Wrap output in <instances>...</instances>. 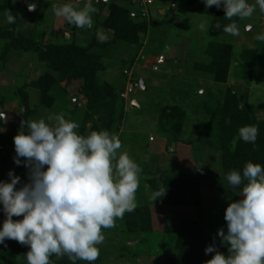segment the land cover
Here are the masks:
<instances>
[{"label":"rangeland","instance_id":"rangeland-1","mask_svg":"<svg viewBox=\"0 0 264 264\" xmlns=\"http://www.w3.org/2000/svg\"><path fill=\"white\" fill-rule=\"evenodd\" d=\"M8 2L17 15L16 28L20 34L42 40L45 44H60L67 40L85 48L90 46L92 53L101 56L103 64L97 79L113 85L117 91L123 89L120 94L116 91L124 101L125 113L116 133L122 143L119 151L127 152L142 169L135 209H148L150 229L148 232L129 233L123 224V216L117 218L114 227L102 229L105 239L97 245L100 254L92 264H166L177 255L176 235L167 228L179 226L187 220H196L208 238H213L221 227L226 230L225 210L230 201L242 197L239 191L229 192L222 182L221 154L215 145L216 131L204 116L198 97L201 95L203 102L212 106L231 90L239 97H246L256 117L264 119V40L256 38L264 34V13L257 7L251 17L239 20L237 34L230 35L211 32L209 18L187 11L184 1L176 5L174 0H153L144 19L149 23L162 20L169 23L157 28L148 27L138 45L129 47L112 42V32L98 27L95 11L91 13L92 28L76 27L55 15L54 9L63 4L73 3L83 8L85 0H38L35 11L27 8L31 0ZM117 2L137 14L135 18L141 16V0ZM249 2L254 4L255 0ZM92 7L98 9V5L92 4ZM170 8H175L173 20H170L173 15ZM201 23L205 24L203 30ZM0 25H8L4 14H0ZM210 41L232 47L233 56L224 83H216L211 76L196 70V65L208 61L205 49ZM3 43L4 40L0 41V52ZM247 49L257 52L252 68L254 76L251 77H245L238 64L240 54ZM44 67L31 54L12 52L5 61L0 60V98L5 104V130L0 136V181H8L7 173L11 170L21 178V183L27 182V169L13 161V137L20 129L21 99L17 90L26 78L35 79L41 75ZM126 69L131 72V81L125 79L124 82L123 71ZM137 80L143 83V88L139 84V90L130 86ZM80 85L79 79L66 84L63 88L65 94L58 92L53 108L38 110L29 120L44 119L51 123L50 116L63 114L66 119L79 124L78 109L82 107V101H73L78 109L68 103L77 95ZM25 92L29 108L34 110L39 102V92L33 88H26ZM171 105L179 108L181 114H186L182 121L179 118L168 120L163 116V109ZM176 125L183 128L176 131ZM195 169L203 173L197 206L175 208L153 202L146 179L157 171L176 174L177 171ZM4 219V214L0 215V226ZM20 219L22 216L13 217V220ZM3 246L14 252L16 264H27L25 256L29 246L14 240H6ZM79 261L80 264H89Z\"/></svg>","mask_w":264,"mask_h":264},{"label":"clouds","instance_id":"clouds-1","mask_svg":"<svg viewBox=\"0 0 264 264\" xmlns=\"http://www.w3.org/2000/svg\"><path fill=\"white\" fill-rule=\"evenodd\" d=\"M201 2L205 8L222 7L228 20L249 18L257 7L264 13V0L254 4L249 0ZM37 3L31 0L28 10L35 11ZM94 11L92 0H86L83 8L66 3L54 9L57 17L79 28L93 27ZM5 16L7 23L15 22L10 11ZM222 30L236 35L238 27L233 22ZM256 38L264 40V34ZM48 119L51 123L22 120L13 137V161L27 169V182L21 183L11 170L8 181H0V212L5 217L0 245L14 240L29 246L27 264H51L52 255H67L72 264L77 260L92 264L100 254L97 245L105 239L102 229L114 227L117 218L136 208L142 169L127 152L119 151L122 143L117 135L107 130L79 134V124L63 114ZM4 121L5 114L0 113V122ZM4 130L0 126V132ZM238 132L244 142L254 143L258 135L255 126ZM224 178L230 189H239L242 198L229 202L224 214L226 230L221 227L217 232L227 255L213 243L204 251L215 254L204 264H264V166L249 161L242 173L231 170ZM166 191L161 186L152 192V199L164 197Z\"/></svg>","mask_w":264,"mask_h":264},{"label":"trees","instance_id":"trees-1","mask_svg":"<svg viewBox=\"0 0 264 264\" xmlns=\"http://www.w3.org/2000/svg\"><path fill=\"white\" fill-rule=\"evenodd\" d=\"M181 1H184L185 9L190 13L209 18L211 32L224 33L223 27L233 22L238 27L240 18L226 19L222 7L220 9L215 6L205 8L201 0H174V3L177 5ZM174 10L175 8L169 10L173 13L170 20L175 18ZM7 11L13 14L15 22L5 26L0 25V41L4 40L0 60L5 61L12 52L29 56L31 54L45 66V71L41 75L36 76L35 79L26 78L17 90L21 99L19 125L22 120L28 121L38 110L53 108L58 92L65 94L64 86L72 80L79 79L81 85L77 95L68 103L78 109L73 101H82V107L78 109V133L86 135L90 130H107L116 135L119 126L123 123L124 101L117 95V90L113 85L97 79V73L103 69L101 56L92 53L90 46L85 48L67 40L60 44H45L42 40L24 36L16 28L17 15L11 10L10 3L8 0H0V14L5 15ZM94 13L98 27L112 32V42H120L129 47L138 45L148 27L157 28L169 23L165 20L149 23L140 15L135 18L137 14H133L127 6L119 4L117 0H100L98 9H95ZM68 33L71 35L72 32ZM205 52L208 61L196 65V70L211 76L216 83H224L233 56L232 47L226 43L210 41L206 45ZM256 56L257 52L252 49H247L240 54L238 64L245 77L254 76L252 68ZM123 74L124 82L125 79L131 81V72L126 69ZM138 83V80L132 82V88L139 90L140 87L139 89L135 87ZM26 88H33L39 92V102L34 110L29 108ZM122 91L121 88L117 92L120 94ZM198 99L204 116L216 131L215 145L221 154L222 182L229 192L239 191V189H230L224 177L231 170L242 173L245 163L249 161L264 166V119L256 117L253 106L247 103L246 97H239L231 90L226 91L222 98L212 106L203 102L201 95ZM4 105L0 98V113H4ZM162 113L168 120L179 118L182 121L186 116V114H181L180 109L175 105L165 107ZM0 126L4 127V123L0 122ZM244 126L257 127L258 135L254 143L244 142L240 138L238 130ZM182 128L181 125H176V131ZM201 179L202 171L196 169L188 172L177 171L176 174L157 171L146 179V184L151 193L161 186L165 190L167 188L164 197L153 200L155 204L181 208L198 205V189ZM0 215H3V212H0ZM122 218L125 229L129 233L148 232L150 229V216L145 207L125 212ZM167 231L176 235L177 255L170 258L166 264H204L215 254L205 255L204 251L213 243L221 253L227 255V248L222 246L217 235L218 231L215 232L213 238H208L205 236L203 227L196 220L184 221L179 226L167 228ZM0 262L16 264L14 252L3 245H0ZM50 262L51 264H72L67 255L63 257L52 255ZM75 264H80V261L77 260Z\"/></svg>","mask_w":264,"mask_h":264},{"label":"built area","instance_id":"built-area-1","mask_svg":"<svg viewBox=\"0 0 264 264\" xmlns=\"http://www.w3.org/2000/svg\"><path fill=\"white\" fill-rule=\"evenodd\" d=\"M78 1H81V0H78ZM104 1H108V0H104ZM99 2H100V0H92V4H94V5H98ZM141 3L142 4L140 5V7H141L140 14L142 17H146V15L148 14L147 8H150V6L153 4V0H141ZM155 69H156V67H155ZM129 75H130V73H129ZM130 86L132 88V85H130ZM135 87L139 89V87H140L139 83L137 85H135Z\"/></svg>","mask_w":264,"mask_h":264},{"label":"water","instance_id":"water-1","mask_svg":"<svg viewBox=\"0 0 264 264\" xmlns=\"http://www.w3.org/2000/svg\"><path fill=\"white\" fill-rule=\"evenodd\" d=\"M140 86L143 88V83L142 81L139 82ZM134 105H137L135 102L133 103ZM203 174V173H202Z\"/></svg>","mask_w":264,"mask_h":264},{"label":"crops","instance_id":"crops-1","mask_svg":"<svg viewBox=\"0 0 264 264\" xmlns=\"http://www.w3.org/2000/svg\"><path fill=\"white\" fill-rule=\"evenodd\" d=\"M159 12L162 13V11H159ZM160 59L162 60V58H160ZM160 59H159V60H160ZM161 60H160V61H161Z\"/></svg>","mask_w":264,"mask_h":264}]
</instances>
